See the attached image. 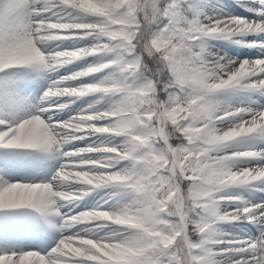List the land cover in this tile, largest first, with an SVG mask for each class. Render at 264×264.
Wrapping results in <instances>:
<instances>
[{"label": "snow or ice", "instance_id": "1", "mask_svg": "<svg viewBox=\"0 0 264 264\" xmlns=\"http://www.w3.org/2000/svg\"><path fill=\"white\" fill-rule=\"evenodd\" d=\"M144 0H86V3L78 8H70L64 0H0V64L7 62L17 56L35 57L39 52L44 56H49L55 52L74 53L76 49H83L79 53L81 58L76 61L94 58L91 63L78 71L52 80L48 88L40 96L36 105H31L26 98L17 92V84L13 79L17 71L31 69L42 73H55L64 65H52L51 61L45 63H14L11 66H4L0 70V149L4 150L5 157L0 159V168L7 176L20 159L21 150H32L47 153L51 156H60L63 163L48 182H10L8 179L0 177V214H4L6 219H12L8 215L11 210H32L42 217L58 218V225H53L61 232V238L55 247L48 252L41 254L35 251L12 252L11 254H0V264H214V257L221 256H243L249 260V264H261L260 253L264 249L261 244L260 234L255 239L242 238L240 236L227 233L230 239L218 245H207L200 243L194 247L192 243L181 246L180 240L186 234H190L196 225L184 222L180 223V217H170L167 211H157L159 205L156 201H161L167 188L160 189V183L153 188L150 184V191H141V185L148 183L133 176L126 185H122L119 191L113 196L121 198L135 196L137 193L142 197L139 213L140 223L137 227L116 226L110 232L103 234L102 229L95 226L80 228L70 222V218H75L79 214L88 212L108 213L113 209L109 204L108 208L97 204L94 209L81 211L76 214H66L60 211L64 202H75L81 200L89 193L95 192L91 186H84L83 191L66 194L62 199L60 196L51 198H41L35 193L40 187L48 186L54 192L62 191L59 184L60 175L65 171H87L94 167L93 164L81 163L83 159L98 160L94 153L76 154L79 148H94L97 137L103 134L100 125L111 123V120L118 117H109L107 120H97L96 114L103 111L100 105L104 102V94L97 92L96 99L89 103L86 108L69 118L68 120L53 119L52 112H59L66 109L72 101H78L88 96L77 97H53L50 90L57 88H81L85 85L105 86L111 74L117 67H122L125 63H139L142 58L137 57L135 51V39L140 36V30L145 23H151L152 18L140 12L139 5ZM258 3V7L248 8L257 17H264V0H252ZM191 0H167L166 8L161 9L164 13L162 22L154 25L155 32L152 39L156 41V46L160 48L162 58L167 57L166 64L175 74L181 76L187 69L189 62L194 59L193 53L199 50L202 41L207 39L231 41L230 33L210 32L207 27L200 26L202 15L194 11ZM210 26H223L229 22L247 23L256 30L251 35H264V19L249 20L243 17L225 16L219 18L208 17ZM76 25L71 31H59L62 37H68L73 41L69 47L61 48L57 44L55 48L44 49L40 47L37 36H44L47 33L37 32L35 29L42 25H50L54 29L56 25ZM92 41V43L78 47L80 41ZM131 40V43L128 41ZM166 42V43H165ZM247 47L264 49V39L253 40L243 44ZM149 54H152V46L148 47ZM74 61V62H76ZM114 61V62H113ZM73 62V63H74ZM251 62L256 68L249 69L246 75L238 82L236 73L225 71L221 76V81H217L221 91H243L256 93L264 96V58L255 60L235 61L237 66H245ZM72 63V64H73ZM223 68V65H221ZM78 74L76 79H65ZM102 74V75H98ZM172 92L169 94V103L165 107H170L176 102V98L189 89L183 88L178 79L172 84ZM162 111V110H161ZM140 119L148 123L150 110L140 109ZM159 112L152 116V123L149 125V132L145 145L138 152L131 154L127 159L125 154L120 152L115 141L105 140L103 144L109 149L105 153L102 162L111 163V168H105L106 172H116L121 165L130 163L136 156H142L141 163L147 165V175L149 179L155 180L160 177L171 179L172 173L179 175L184 164L195 165L196 157L192 156L185 161L184 156L191 150L188 144L191 139L184 128L191 122L180 121L178 131L186 136L184 143L180 146L171 144L168 129L174 127L168 120H161L157 124ZM241 119L244 128L249 129L248 139L264 138V107L256 109H240L235 113ZM69 121H80L84 124L97 125L96 131L79 130L68 131ZM54 137V139H53ZM95 137L91 144L85 147L75 148L65 151V146L76 142L84 141ZM165 141H169L170 147H165ZM59 142V143H58ZM247 150L251 153L258 152L259 149L254 144H250ZM120 152V155H117ZM183 152V155H181ZM173 153L179 158L173 159ZM111 157V160L107 159ZM248 159L264 161V156H251ZM261 163H257L256 168H260ZM251 171V168H249ZM186 175L192 173L185 169ZM264 175V173H262ZM114 179H125V177H113ZM22 185L36 186L31 189L34 193L28 199H23L18 195V189ZM256 191H264V180L253 181L247 186ZM231 195V194H230ZM227 201H239L229 207L228 214L218 219L217 223L247 222L255 225L259 232H264V201L253 203L233 196ZM55 201V202H53ZM108 203V201H105ZM134 203H137L134 201ZM229 205V204H228ZM125 211H128L125 209ZM198 211V209H197ZM237 212L241 214L233 218ZM129 214H135L134 211ZM167 222V223H165ZM74 229H79L74 231ZM181 231V237L177 242H173L174 231ZM211 247L212 251H207ZM227 249H240V251H228ZM203 257V259H200Z\"/></svg>", "mask_w": 264, "mask_h": 264}, {"label": "clouds", "instance_id": "2", "mask_svg": "<svg viewBox=\"0 0 264 264\" xmlns=\"http://www.w3.org/2000/svg\"><path fill=\"white\" fill-rule=\"evenodd\" d=\"M70 8H78L86 3V0H64ZM167 0H144L139 5L140 12L152 18L151 23H145L140 30L139 37L135 39V51L137 57L142 58L139 63L128 62L122 67H117L111 74L109 82L103 86L85 85L81 88H57L50 90L53 97H77L94 95L97 92L104 94V102L100 105L103 111L96 114L95 118L107 120L109 117H118L111 120V123L100 125L103 134L97 137L98 143L94 148L76 149V154L94 153L98 160L83 159L81 163L94 165L87 171H65L60 175L59 184L64 190L60 192L52 191L48 186L40 187L35 195L41 198H51L60 196L62 199L66 194L77 191H83L84 186H91L96 191L111 192L122 190L121 186L126 185L128 181L137 176L141 180H147L148 183L141 185V191L147 192L158 183L160 187L156 189L167 188L161 201L155 203L159 205L157 211H167L170 217H180V223L185 221L196 225L190 234H186L180 240L181 246L192 243L194 247L200 246L197 242L207 245H218L230 239L227 233L219 227L218 219L228 214L230 205L224 201L233 197L230 190L247 186L253 181L264 180V165L258 169L256 167L245 166L251 156H264V148H259L258 152L251 153L245 147L248 142L249 129L241 124V119L236 117L240 109H253L250 106H241L232 104L223 99L226 94L239 93L243 91H221L217 81H221V76L225 71L236 73L238 83L249 69H255L256 65L249 62L246 66L235 63L237 59L227 54L221 55L214 51L213 47L202 41L198 50L193 53L192 59L186 71L179 76L167 66V57L162 58L160 48L156 46V41L152 39V33L155 32L154 25L162 22L164 13L161 9L166 8ZM200 26L207 27L210 32L230 33L231 41L237 45H243L242 39L253 33L256 29L247 23L229 22L223 26L217 25L215 28L210 26L208 16L204 14L200 18ZM76 25H56L53 29L50 25H42L35 29L37 32L47 33L44 36H37L40 47L52 49L57 44L66 42L74 43L68 37H62L59 31H71ZM241 38V39H237ZM215 40V39H214ZM132 41L129 40L128 43ZM166 43V42H165ZM152 46V54H149L148 47ZM35 57L17 56L7 62L0 64V70L4 66H11L14 63H45L51 61L52 65H70L79 60V53L83 49H76L74 53L55 52L45 57L43 52H39ZM114 62V61H113ZM223 65V68L221 67ZM78 74L65 79H76ZM178 79L183 88L189 89L181 96L176 98V102L170 107H165L169 103V94L172 92V82ZM223 81H221V84ZM75 103V101H72ZM151 112L148 116V123L140 119V109ZM162 110V111H161ZM159 112L157 124L163 119L168 120L174 127L168 129V135L171 144L173 141L180 143L174 144L180 146L186 139L178 131L179 122L188 120L191 122L184 128V133L191 137L188 144L192 146L191 150L184 149L187 155L184 160H189L195 156L197 163L193 165L184 164L179 175L172 173L171 179L160 177L155 180L149 179L146 169L147 165L141 163L142 156H136L130 163L125 164L116 172H106L105 168H111V163L102 162L105 159V153L114 151L103 144V141H115L120 152L125 154L127 159L131 154L145 145L149 125L152 123V116ZM68 131L73 130H91L96 131L97 125L84 124L80 121H69ZM54 139V137H53ZM59 143V142H58ZM169 141H165V147H170ZM244 150H241V149ZM117 152V155H120ZM183 155V152H181ZM179 157L173 153V159ZM107 159L111 160V157ZM251 168V171H249ZM185 169L190 171L191 175L185 174ZM125 177V179H114L113 177ZM36 186L22 185L18 189V195L23 199H28L34 195L31 189ZM95 191V192H96ZM142 197L139 193L130 196L127 200H121L113 204V209L108 213L88 212L79 214L75 218H70V222L78 225L81 229L87 226H95L102 229V233L110 232L114 227H137L140 223L139 213L141 211L140 201ZM136 201L137 203H134ZM55 202V201H53ZM127 209L128 211H125ZM198 209V211H197ZM134 211L135 214H129ZM237 212L233 218L239 216ZM167 223V222H165ZM181 237V231H174L172 240L177 242ZM261 244L264 245V232L260 233ZM228 251H240V249H227ZM207 251H212L211 247ZM261 264H264V249L260 253ZM200 259H203L201 257ZM214 264H249V260L243 256H221L214 257Z\"/></svg>", "mask_w": 264, "mask_h": 264}, {"label": "bare ground", "instance_id": "3", "mask_svg": "<svg viewBox=\"0 0 264 264\" xmlns=\"http://www.w3.org/2000/svg\"><path fill=\"white\" fill-rule=\"evenodd\" d=\"M210 7L209 11L205 8ZM258 7V3H253L252 0H202L195 3L196 11L202 16L206 14L210 18H219L225 16L243 17L249 20L264 19V17H257L248 8ZM241 39V38H237ZM245 42L253 40L264 39V35H248L242 38ZM92 43V41H80L78 47H83ZM213 47L214 51H218L221 55L227 54L230 57H235L237 61L255 60L257 58H264V49L247 47L244 45H237L232 41L214 40L207 41ZM71 42L60 44L61 48H67ZM55 48V44L53 45ZM94 58L89 57L85 60L76 61L73 64L61 68L55 73H42L31 69H24L17 71L13 79L17 84V92L26 98L29 104L36 105L39 102L40 96L48 88L50 82L59 79L62 76L68 75L72 72L78 71L91 63ZM102 75V74H98ZM223 99L232 104L241 106H250L253 109L264 107V96L256 93L239 92L226 94ZM96 99L95 96H88L69 106L63 111L52 112L46 115H52L53 119L68 120L76 116L81 109L87 107L89 103ZM2 118V117H0ZM95 137L84 141H76L65 146V151L73 150L79 147H85L91 144ZM254 144L256 148H264V138L253 139L247 145ZM4 150L0 149V159L5 157ZM63 163V158L60 156H51L47 153L21 150L20 159L16 163L13 170L7 175H4L3 169L0 168V177L8 179L10 182H48L59 169ZM257 163L264 164V161L248 160L245 166H255ZM123 166V165H121ZM239 192V197L244 200L257 203L260 197H264V191H256L249 188H234ZM61 190H64L63 188ZM121 200H127V197L121 198L113 196L111 192L96 191L81 200L75 202L60 203L63 205L60 211L66 214H76L81 211L94 209L97 204L108 208L109 204L118 203ZM108 201V203H105ZM224 203L232 205L238 204L239 201H224ZM8 215L12 219H6L4 214H0V254H11L12 252L20 251H35L41 254L48 252L55 247L58 240L61 238V232L53 225H58V218L42 217L32 210H11ZM236 223H222L220 226L226 233L233 235L245 234L248 232H258V228L250 224V228L242 226H234ZM79 229H74L78 231Z\"/></svg>", "mask_w": 264, "mask_h": 264}, {"label": "rangeland", "instance_id": "4", "mask_svg": "<svg viewBox=\"0 0 264 264\" xmlns=\"http://www.w3.org/2000/svg\"><path fill=\"white\" fill-rule=\"evenodd\" d=\"M200 2L202 0H191V3L195 6V3L196 2ZM206 11H209L210 10V7H207L205 8ZM194 11H196V8L194 7ZM177 143H180L179 141H176L174 144H177ZM230 194L233 195V196H239V192L236 191L234 188L230 190ZM261 201H264V197H260V199L256 202H261ZM228 224V223H227ZM222 225V223L219 224V227ZM234 226L238 227V226H242L244 228H250V224L247 223V222H238L237 224H234ZM221 228V227H220ZM239 228V227H238ZM260 234V232H255V231H252V232H248V233H245V234H238L237 236H240L242 238H252V239H255L256 237H258Z\"/></svg>", "mask_w": 264, "mask_h": 264}, {"label": "trees", "instance_id": "5", "mask_svg": "<svg viewBox=\"0 0 264 264\" xmlns=\"http://www.w3.org/2000/svg\"><path fill=\"white\" fill-rule=\"evenodd\" d=\"M176 141H173L172 143L174 144Z\"/></svg>", "mask_w": 264, "mask_h": 264}]
</instances>
